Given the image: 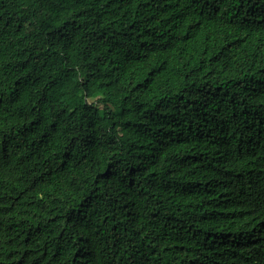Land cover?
Returning a JSON list of instances; mask_svg holds the SVG:
<instances>
[{"label":"trees","instance_id":"16d2710c","mask_svg":"<svg viewBox=\"0 0 264 264\" xmlns=\"http://www.w3.org/2000/svg\"><path fill=\"white\" fill-rule=\"evenodd\" d=\"M0 264H264V0H0Z\"/></svg>","mask_w":264,"mask_h":264},{"label":"rangeland","instance_id":"374dc122","mask_svg":"<svg viewBox=\"0 0 264 264\" xmlns=\"http://www.w3.org/2000/svg\"><path fill=\"white\" fill-rule=\"evenodd\" d=\"M9 6L10 7H16L17 6V2H9Z\"/></svg>","mask_w":264,"mask_h":264}]
</instances>
